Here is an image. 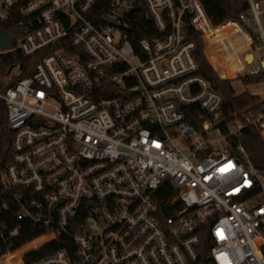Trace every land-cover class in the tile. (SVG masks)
Here are the masks:
<instances>
[{
    "label": "built area",
    "instance_id": "built-area-1",
    "mask_svg": "<svg viewBox=\"0 0 264 264\" xmlns=\"http://www.w3.org/2000/svg\"><path fill=\"white\" fill-rule=\"evenodd\" d=\"M100 2L0 0L14 39L0 57L40 55L31 75L0 76L12 145L0 239L20 233L12 219L42 232L0 264H192L205 233L215 264H264V171L242 144L232 151L247 126L264 138V106L223 131L224 98L195 58L198 38L236 55L222 79L263 73L260 3L216 25L203 0H142L161 36L136 48L130 0L103 14ZM29 247L46 251L17 255Z\"/></svg>",
    "mask_w": 264,
    "mask_h": 264
},
{
    "label": "trees",
    "instance_id": "trees-1",
    "mask_svg": "<svg viewBox=\"0 0 264 264\" xmlns=\"http://www.w3.org/2000/svg\"><path fill=\"white\" fill-rule=\"evenodd\" d=\"M142 1V0H130ZM205 10L214 24H220L230 19L238 17L241 13L247 12L249 8L248 0H203ZM111 8V0H101L95 6V11L98 14H103ZM133 23L130 30V39L134 46L137 48L138 42L141 39L147 38L152 40L155 37L161 36L151 16L142 9L133 10L131 13ZM0 27L3 29L11 30L10 26L0 21ZM12 31V30H11ZM197 49L195 51V58L198 63V74L205 77L215 84L216 89L221 93L224 98L222 108V118L226 119L222 125L223 131H227V123L234 120L235 114L241 115L248 110H257L264 106V99L259 95L252 94L248 91L237 93L233 80L222 79L218 73L213 69L204 54V44L198 38ZM208 47H211L210 45ZM40 55L26 58L19 53L3 54L0 57V76H4L8 71L16 66H19V73L16 79H20L32 74L36 64L39 62ZM220 73V71L218 70ZM222 74V73H221ZM222 76H224L222 74ZM226 77V76H224ZM245 85L259 83L264 80V72L259 75H245L239 77ZM6 111L4 104L0 102V173L5 165L10 161L12 156V145L10 140V133L6 126ZM233 148L235 151L237 145L242 144L247 152L250 154L252 162L256 167L264 171V138L253 126H247L242 129L240 138L232 139ZM8 190L0 181V207L2 204L3 196ZM12 215V214H9ZM13 225L20 224L21 231L18 235L8 238L4 236L0 239V255L5 253L8 249L19 248L32 240L36 239L42 234L41 231H34L33 226L27 221H18L12 219ZM37 246V245H36ZM38 247V246H37ZM211 243L207 233L202 236L200 245V254L198 259L192 264H215L209 257ZM29 248L22 249L18 252V256L28 253V260L36 258L46 251L44 248H36L33 252L28 251ZM33 249V248H32ZM31 252V254H29Z\"/></svg>",
    "mask_w": 264,
    "mask_h": 264
},
{
    "label": "rangeland",
    "instance_id": "rangeland-1",
    "mask_svg": "<svg viewBox=\"0 0 264 264\" xmlns=\"http://www.w3.org/2000/svg\"><path fill=\"white\" fill-rule=\"evenodd\" d=\"M256 1L260 3L261 9L263 10L261 19L264 26V0H256ZM136 9H142L147 13V8L142 1H138V2L130 1L128 5L125 7L124 12L125 13L131 12ZM213 49H215V47ZM204 54L208 62L216 71V73H218L217 71L219 70L220 73H222L226 77H231L232 75H234L236 73L235 69H238L241 66V64L238 62L236 55L228 59L221 60L220 58L223 57L224 53L215 54L210 47H207L206 50L205 46H204ZM256 66H258V64ZM231 80H233V86L238 94L244 91H248L252 94L259 95L262 99H264V80L259 83H253L249 85H245L243 81L239 79V77L238 78L233 77L231 78ZM217 136L218 135L216 133L212 134L213 138H216ZM213 148L218 150H225V144L223 142H219L218 144L214 143Z\"/></svg>",
    "mask_w": 264,
    "mask_h": 264
},
{
    "label": "water",
    "instance_id": "water-1",
    "mask_svg": "<svg viewBox=\"0 0 264 264\" xmlns=\"http://www.w3.org/2000/svg\"><path fill=\"white\" fill-rule=\"evenodd\" d=\"M108 22H110L116 26L121 27V25L113 19H108ZM13 42H14L13 37L7 31H5L4 29H2L0 27V48L1 49H9L12 47ZM263 65H264V62H263ZM55 208H56V204L54 205V209Z\"/></svg>",
    "mask_w": 264,
    "mask_h": 264
}]
</instances>
